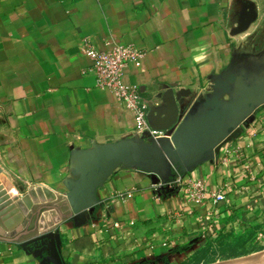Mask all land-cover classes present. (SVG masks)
I'll use <instances>...</instances> for the list:
<instances>
[{
  "label": "crops",
  "instance_id": "obj_1",
  "mask_svg": "<svg viewBox=\"0 0 264 264\" xmlns=\"http://www.w3.org/2000/svg\"><path fill=\"white\" fill-rule=\"evenodd\" d=\"M232 3L0 0V186L12 197L34 192L40 206L0 241V264H52L40 242L22 245L50 229L61 235L64 264H182L223 229L256 224L263 243L264 105L187 172L173 162L120 164L82 214L72 216L63 199L98 148L143 137L132 112L84 72L91 60L79 49L82 39L146 50L140 66H127L125 81L157 108L167 107L172 91L183 93L178 123L158 138L171 142L219 75L257 59L250 45H241L246 34L234 30ZM177 175L204 182L208 197L190 201L179 187L162 185ZM220 188L227 199L217 203L213 193Z\"/></svg>",
  "mask_w": 264,
  "mask_h": 264
},
{
  "label": "water",
  "instance_id": "obj_2",
  "mask_svg": "<svg viewBox=\"0 0 264 264\" xmlns=\"http://www.w3.org/2000/svg\"><path fill=\"white\" fill-rule=\"evenodd\" d=\"M242 74L240 70L232 71L231 68L219 75L209 95L198 100L197 110L189 113L180 123L171 142L163 137L159 139L161 143L157 144L143 136L135 140L144 142L147 139L149 143L136 144L140 147L134 146V140L129 139L102 146L93 152L82 166L78 181L71 182L68 192L63 195L70 206L71 215L77 217L94 204L97 187L120 164H149L158 167L173 162L176 170L187 172L189 165L203 160L206 152L213 154L214 149L218 152L223 141L230 138V129L236 127L255 107L264 105V86L251 85V81ZM225 94L230 99L225 98ZM182 95V92L172 91L165 96L166 108H157L149 103L148 119L151 125L155 117L152 127L165 130L178 123L183 104L180 99ZM38 203L34 192L12 197L0 186V241H8L10 236L16 234L20 230L17 227L40 207ZM1 229H7L8 232L4 234ZM39 242L49 253L52 264H64L59 254V232L50 229L22 245H38ZM212 264H264V252Z\"/></svg>",
  "mask_w": 264,
  "mask_h": 264
},
{
  "label": "built area",
  "instance_id": "obj_3",
  "mask_svg": "<svg viewBox=\"0 0 264 264\" xmlns=\"http://www.w3.org/2000/svg\"><path fill=\"white\" fill-rule=\"evenodd\" d=\"M80 51L90 58L91 65L84 70L96 77V86L109 91L116 101L132 112L137 134L148 139H158L163 131L152 127L149 119V102L143 96L141 89L125 81L126 68L130 63L140 66L146 56V50L134 43H118L106 40L103 48L98 47L91 37H84L80 44ZM179 187L182 194L190 201H202L208 197L204 182L198 179H184L177 175L162 185ZM226 191L220 188L213 193V200L217 203L225 202Z\"/></svg>",
  "mask_w": 264,
  "mask_h": 264
},
{
  "label": "rangeland",
  "instance_id": "obj_4",
  "mask_svg": "<svg viewBox=\"0 0 264 264\" xmlns=\"http://www.w3.org/2000/svg\"><path fill=\"white\" fill-rule=\"evenodd\" d=\"M262 10H264L263 0H233L232 5L229 7L230 20L231 21L235 20L236 22V25L234 26L235 32L237 34H246V38L241 43V45H246V44L248 46L250 45L251 55L252 53L253 54L255 53L257 57L256 61H248V60L245 62L242 61L241 66L238 68V70H240L243 73L242 75L244 76V78L246 77V79L251 81L250 82L251 85L255 84L258 87L264 86V82H261V80H264V20H262L263 15H260V12ZM243 52H246V55L250 53L247 50V47H245ZM233 70L234 68L232 67V71ZM256 80L257 83H255ZM224 97L230 99L228 94H225ZM133 140H134L133 141L134 146H136V144L142 145L144 143H149L147 139L144 140V142H139L135 140V138ZM151 141H155L157 144L161 143L159 139L158 140L151 139ZM136 147H140V146L138 145ZM253 246H256L257 248L259 246L261 247L263 246V248L260 250L253 251L244 256L264 252V241L261 244L256 243L254 241ZM240 257H235V258H240ZM235 258H231V259H235ZM223 261L226 260L218 259L212 263H221ZM212 263H207V264H212Z\"/></svg>",
  "mask_w": 264,
  "mask_h": 264
},
{
  "label": "trees",
  "instance_id": "obj_5",
  "mask_svg": "<svg viewBox=\"0 0 264 264\" xmlns=\"http://www.w3.org/2000/svg\"><path fill=\"white\" fill-rule=\"evenodd\" d=\"M260 229L258 224L244 231H237L233 227L223 229L216 238L208 240L203 247L182 264H207L218 259L227 260L260 250L263 246L258 248L253 246L254 241L260 243L258 238Z\"/></svg>",
  "mask_w": 264,
  "mask_h": 264
}]
</instances>
